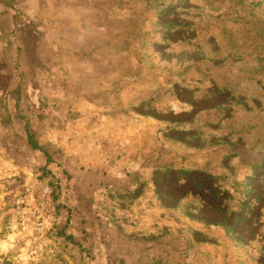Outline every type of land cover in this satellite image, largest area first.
<instances>
[{"label":"rangeland","instance_id":"374dc122","mask_svg":"<svg viewBox=\"0 0 264 264\" xmlns=\"http://www.w3.org/2000/svg\"><path fill=\"white\" fill-rule=\"evenodd\" d=\"M0 264H264V0H0Z\"/></svg>","mask_w":264,"mask_h":264}]
</instances>
